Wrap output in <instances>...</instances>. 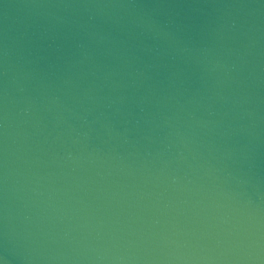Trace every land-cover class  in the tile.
<instances>
[{
	"label": "water",
	"instance_id": "1",
	"mask_svg": "<svg viewBox=\"0 0 264 264\" xmlns=\"http://www.w3.org/2000/svg\"><path fill=\"white\" fill-rule=\"evenodd\" d=\"M0 264H264V0H0Z\"/></svg>",
	"mask_w": 264,
	"mask_h": 264
}]
</instances>
